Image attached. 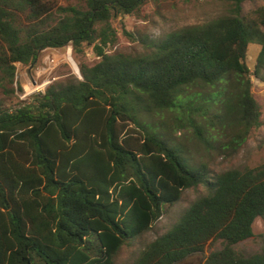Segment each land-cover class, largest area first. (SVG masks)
<instances>
[{"label":"trees","instance_id":"16d2710c","mask_svg":"<svg viewBox=\"0 0 264 264\" xmlns=\"http://www.w3.org/2000/svg\"><path fill=\"white\" fill-rule=\"evenodd\" d=\"M65 1L79 5L55 11L43 0H0L3 93L16 64L31 65L45 49L81 54L89 44L99 58L79 65L82 79L54 83L14 108L0 102V264H115L165 207L200 186L207 194L132 264H181L217 242L203 264H264V240L251 255L237 249L255 236V220L264 222V162L212 175L152 122L170 113L200 137L204 126L232 130L224 150L245 143L262 123L251 78L264 82V6L248 18V0H220L232 5L229 14L143 41L147 51L134 56L108 52L118 42L112 20L148 0ZM250 44L261 47L253 73ZM211 105L219 106L213 116Z\"/></svg>","mask_w":264,"mask_h":264},{"label":"rangeland","instance_id":"374dc122","mask_svg":"<svg viewBox=\"0 0 264 264\" xmlns=\"http://www.w3.org/2000/svg\"><path fill=\"white\" fill-rule=\"evenodd\" d=\"M43 1L54 5L55 11L59 7H67L72 3L79 5L76 1ZM261 6H264V0H248L243 6V15L254 18V12ZM231 8L230 3L220 0H148L140 11L133 15H115L112 24L117 31L118 42L109 48L108 52L134 56L143 54L147 51L143 41L147 42L148 40L151 43L184 27L207 23L229 14ZM20 19L24 23L27 22L25 16L21 15ZM125 32L132 33L136 40L129 38ZM260 51V45L250 44L248 46L245 63L252 73ZM67 53L72 54V58L68 61L65 58ZM98 61L99 58L95 55L93 46L89 44L84 46L81 54H75L72 46H68L66 49H45L39 52L37 60L31 65L16 64L14 83L9 87L11 92L5 94L0 89V102L6 107L14 108L21 101L44 94L46 89L54 83H64L73 77L80 78L75 72V62L80 69V64L93 66ZM251 82L253 96L260 106L262 123L259 128L250 133L245 143L239 148L224 150L222 147L230 140L233 134L232 130L217 132V129L213 131L209 126H204L201 128L200 137L192 128L182 127L170 113L162 115V118L156 116L152 118V122L154 125L161 126L169 143L181 148L194 166L206 165L213 173L212 175L231 169L258 167L264 162V82L254 76H252ZM201 91L212 92L213 89L208 88ZM214 91L216 90L214 89ZM218 110L219 106L211 105L210 116H213ZM160 120H164V122ZM201 138L204 140H200ZM205 139L209 142H203ZM206 194L207 191L203 186L186 190L178 203L165 207L164 216L148 232L121 248L115 258V264H132L141 250L169 231L191 203ZM253 231L255 234L253 238L237 246V249L246 255L259 252L262 248L264 222L261 218L255 220ZM220 248V242L211 243L207 253L193 255L181 264H203L205 257L211 251ZM199 258H203L201 263L198 261Z\"/></svg>","mask_w":264,"mask_h":264},{"label":"water","instance_id":"95a60500","mask_svg":"<svg viewBox=\"0 0 264 264\" xmlns=\"http://www.w3.org/2000/svg\"><path fill=\"white\" fill-rule=\"evenodd\" d=\"M77 74H78V76L82 79V75H81V72H80V69H79V67H78V65H77V72H76ZM204 258V257H203ZM203 258H199V262L201 263V261L203 260ZM204 262V261H203Z\"/></svg>","mask_w":264,"mask_h":264},{"label":"bare ground","instance_id":"6f19581e","mask_svg":"<svg viewBox=\"0 0 264 264\" xmlns=\"http://www.w3.org/2000/svg\"><path fill=\"white\" fill-rule=\"evenodd\" d=\"M65 58H66V60L68 61V59H69L68 56H65Z\"/></svg>","mask_w":264,"mask_h":264}]
</instances>
